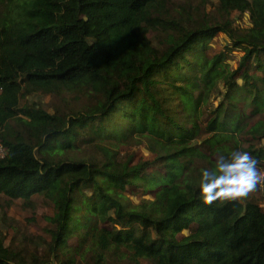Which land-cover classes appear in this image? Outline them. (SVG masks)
Returning a JSON list of instances; mask_svg holds the SVG:
<instances>
[{"label":"trees","instance_id":"obj_1","mask_svg":"<svg viewBox=\"0 0 264 264\" xmlns=\"http://www.w3.org/2000/svg\"><path fill=\"white\" fill-rule=\"evenodd\" d=\"M216 2L0 0V206L52 212L42 237L2 212L0 264H264V209L197 194L238 135L264 163V0ZM139 145L154 157L120 151Z\"/></svg>","mask_w":264,"mask_h":264},{"label":"rangeland","instance_id":"obj_2","mask_svg":"<svg viewBox=\"0 0 264 264\" xmlns=\"http://www.w3.org/2000/svg\"><path fill=\"white\" fill-rule=\"evenodd\" d=\"M217 5L216 0H210V4L208 3L206 5V12L212 11V8H215ZM232 23L233 27L239 28V29H246L249 27L250 22H249V16L248 14L241 15L239 13H234L232 15ZM215 41V42H212ZM218 44H217V43ZM227 38L223 36L222 34L215 35L213 39L209 41V47L210 50L208 53L210 55L219 52L222 50V45L226 44ZM242 55V52L235 51L232 56H230L227 60L226 63L229 64L230 66H235V62L237 61V58ZM237 56V58H236ZM33 102L39 104L43 109H45L47 112L53 113L58 110V106L60 104L59 100L57 97L54 96H42V95H32L26 97L24 100H21L20 106L23 105H31ZM246 112H249V109L246 110ZM262 112L260 111L258 114L253 115L248 117L246 120L249 125H254L257 123L261 116ZM7 122L11 123L13 122V119L8 120ZM231 144L236 142L234 147L231 149L233 150H239V151H246V148L248 147L249 143L245 142V139L242 138V136L238 135L233 140H230ZM233 143V144H234ZM230 144V145H231ZM256 144V142H254ZM120 151L123 155H133L134 159L137 161L139 159L143 160H151L154 157V154H151L146 150V148L143 145L139 146H121ZM4 152H0V156H2ZM218 156H213L215 159ZM258 169L261 171H264V163L258 165ZM262 181L259 182L256 187L250 191L247 195L250 199H253L254 202L259 204L261 208L264 209V191L261 187ZM129 190V188L127 189ZM0 195V205L2 203V200H4ZM237 199V198H235ZM37 208L34 210L32 213L26 212L21 208V201L19 199L14 200L10 203V206L8 208H5L2 210L0 206V214L2 212H5L6 216L10 219H12L15 222V226L17 227L18 230H20L22 233H25L27 235H32V236H44L43 235V228L46 225V220L45 218L48 216L52 215L51 209L46 208L42 205V202L37 200ZM3 230L6 232L7 237L5 241V245L8 244L9 240L15 236L14 230L10 229H5ZM20 236V234L16 233V237ZM179 238L181 236H178ZM77 244V241L73 238H70L68 240V245L70 247H75ZM91 258H94L91 254V252H88L85 256V259L83 260L82 264H92L89 260ZM140 264H145L143 261L140 262Z\"/></svg>","mask_w":264,"mask_h":264},{"label":"clouds","instance_id":"obj_3","mask_svg":"<svg viewBox=\"0 0 264 264\" xmlns=\"http://www.w3.org/2000/svg\"><path fill=\"white\" fill-rule=\"evenodd\" d=\"M264 180V171L246 151L233 150L199 171L198 198L205 204L246 196Z\"/></svg>","mask_w":264,"mask_h":264},{"label":"built area","instance_id":"obj_4","mask_svg":"<svg viewBox=\"0 0 264 264\" xmlns=\"http://www.w3.org/2000/svg\"><path fill=\"white\" fill-rule=\"evenodd\" d=\"M0 152H4V149H2V147L0 146Z\"/></svg>","mask_w":264,"mask_h":264}]
</instances>
